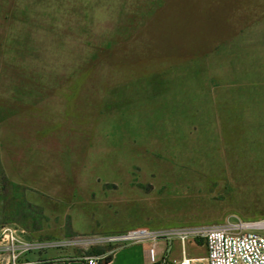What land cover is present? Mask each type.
Segmentation results:
<instances>
[{"label":"rangeland","instance_id":"1","mask_svg":"<svg viewBox=\"0 0 264 264\" xmlns=\"http://www.w3.org/2000/svg\"><path fill=\"white\" fill-rule=\"evenodd\" d=\"M262 217L264 0H0V226L30 254Z\"/></svg>","mask_w":264,"mask_h":264},{"label":"built area","instance_id":"2","mask_svg":"<svg viewBox=\"0 0 264 264\" xmlns=\"http://www.w3.org/2000/svg\"><path fill=\"white\" fill-rule=\"evenodd\" d=\"M190 238L203 239V256L191 257L184 254V242ZM106 239L111 245H116L114 248L148 244L147 260L143 264H264V217L170 229L134 227ZM173 240L179 243V258L163 254L170 251ZM159 242L164 243L162 253L158 252ZM50 246L49 242L28 240L24 230L15 224L0 226V264H24L22 257L25 254ZM104 255H86L84 259L86 264H98Z\"/></svg>","mask_w":264,"mask_h":264},{"label":"crops","instance_id":"3","mask_svg":"<svg viewBox=\"0 0 264 264\" xmlns=\"http://www.w3.org/2000/svg\"><path fill=\"white\" fill-rule=\"evenodd\" d=\"M163 242H159V253H162ZM148 244H131L114 248L106 264H143L147 260ZM24 264H86L84 256H65L60 253H27L22 257ZM100 260L98 261L99 264Z\"/></svg>","mask_w":264,"mask_h":264},{"label":"trees","instance_id":"4","mask_svg":"<svg viewBox=\"0 0 264 264\" xmlns=\"http://www.w3.org/2000/svg\"><path fill=\"white\" fill-rule=\"evenodd\" d=\"M113 248L114 246L109 244L106 247L90 248L88 253L92 255L105 254L104 257L100 260L99 264H106L111 258L110 250Z\"/></svg>","mask_w":264,"mask_h":264}]
</instances>
